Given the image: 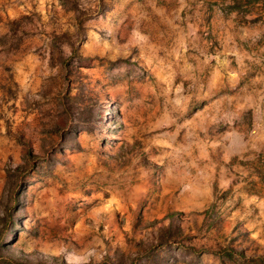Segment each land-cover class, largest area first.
Wrapping results in <instances>:
<instances>
[{"label": "rangeland", "instance_id": "374dc122", "mask_svg": "<svg viewBox=\"0 0 264 264\" xmlns=\"http://www.w3.org/2000/svg\"><path fill=\"white\" fill-rule=\"evenodd\" d=\"M229 4L0 0V264L264 259V14Z\"/></svg>", "mask_w": 264, "mask_h": 264}, {"label": "trees", "instance_id": "16d2710c", "mask_svg": "<svg viewBox=\"0 0 264 264\" xmlns=\"http://www.w3.org/2000/svg\"><path fill=\"white\" fill-rule=\"evenodd\" d=\"M230 4L228 5V8L232 11H236L237 13L241 14H251L255 10L260 11V16L256 18V20H259L264 14V0H229ZM239 253L233 249L228 250V252L225 254V257L227 259L233 260L235 259ZM241 256V255H240ZM242 257V256H241ZM240 257V258H241ZM235 264V263H234ZM239 264H264V259L260 258L258 260L256 259H245L241 260Z\"/></svg>", "mask_w": 264, "mask_h": 264}]
</instances>
